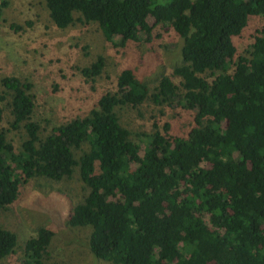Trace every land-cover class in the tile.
<instances>
[{
  "label": "trees",
  "instance_id": "trees-1",
  "mask_svg": "<svg viewBox=\"0 0 264 264\" xmlns=\"http://www.w3.org/2000/svg\"><path fill=\"white\" fill-rule=\"evenodd\" d=\"M43 1L57 28L94 22L121 47L148 43L156 26L166 27L182 40L181 63L152 92L133 68H123L115 90L86 116L46 134L31 118V83L2 77L10 127L22 135L17 147L0 127V213L23 184L39 177L57 182L76 167L88 192L68 210L66 223L90 228L88 247L97 260L264 264V25L244 54L234 41L252 17H264V0ZM103 66L97 56L80 73L94 79ZM145 100L179 106L190 128L178 134L154 122L141 150L117 110ZM2 116L0 104V122ZM53 237L52 229L38 228L24 241L18 264H49ZM16 246L17 235L0 224V261Z\"/></svg>",
  "mask_w": 264,
  "mask_h": 264
},
{
  "label": "rangeland",
  "instance_id": "rangeland-1",
  "mask_svg": "<svg viewBox=\"0 0 264 264\" xmlns=\"http://www.w3.org/2000/svg\"><path fill=\"white\" fill-rule=\"evenodd\" d=\"M1 1L6 6L0 14V79L16 76L31 83V118L39 124L42 134L54 125L86 116L102 94L115 90L116 77L123 68H133L152 92L159 78L181 63L182 40L166 27L156 26L148 43L121 47L108 42L94 22L75 21L66 28H57L43 0ZM149 22L153 23L152 18ZM263 25L264 17L249 20L242 35L234 39L239 53L250 48L252 36ZM97 56L104 61L100 74L94 79L85 78L80 68L89 66ZM4 94L0 127L7 139L19 147L22 134L10 127V96L0 86V95ZM117 115L141 150L154 122L160 130L170 124L171 131L178 134L191 126L190 116L179 106L157 105L150 100L136 108H119ZM77 173L75 167L70 177L57 182L39 177L20 187L16 200L0 213V224L17 235V246L0 264H18L24 241L40 227L54 232L45 256L49 264H110L90 253L89 227L70 228L66 223L68 210L88 192Z\"/></svg>",
  "mask_w": 264,
  "mask_h": 264
}]
</instances>
